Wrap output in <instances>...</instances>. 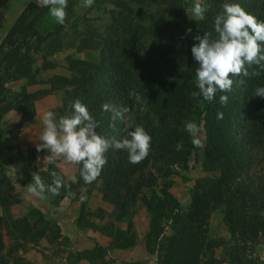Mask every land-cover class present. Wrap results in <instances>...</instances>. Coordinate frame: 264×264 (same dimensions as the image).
<instances>
[{"label": "rangeland", "instance_id": "rangeland-1", "mask_svg": "<svg viewBox=\"0 0 264 264\" xmlns=\"http://www.w3.org/2000/svg\"><path fill=\"white\" fill-rule=\"evenodd\" d=\"M171 2L173 11L179 6L178 17L163 14L162 20L176 26L174 37L184 45L189 40L190 44L196 43L193 36L204 32H211L215 38L214 18L223 11V4L239 3L206 0L210 5L206 18L196 21L191 11L196 0ZM29 4L38 6L36 0H0V41ZM240 5L250 13L247 3ZM160 6L132 7L122 0H94L91 7H84L83 0H68L63 25L57 24L49 12L42 20L43 30H49H44L47 33H44V41L37 50H30V54L35 52L38 60L31 71L33 77L5 81L0 96L3 102L10 103L24 91L39 93L33 103L34 117L31 116L33 110L11 109L0 118V264H264V165L248 163L250 167L244 174L236 177L234 173L229 174L231 178L223 183L218 204L213 205L208 198L204 199L197 180L206 183L205 178L220 180V177L218 170L205 171L202 168L201 154L208 139L207 129L206 122L199 119L194 107L181 109L180 115L173 118L174 122L163 117L157 122L154 119L153 124L157 125V131L166 130L164 126H167L163 136L165 144L170 142L168 132L177 130L184 151V145L192 143L185 125L188 121H195L202 129L201 146H195V151L186 160L176 155V147L171 144L167 150L160 147L148 163L144 161V167L126 176L123 180L126 183L119 189L115 179L110 180L111 186L105 181L104 168L100 176L88 184L80 176L79 166L66 162L63 157L54 158L55 163L49 164L43 160L50 152L36 150V144L42 143L39 136L43 130V115L53 111L58 121L64 116L61 112L67 114L68 108L63 111L65 93L74 89L65 86L44 95L40 91L47 90L49 81L53 82L57 76H72L71 70L67 69L71 63L95 68L103 58L102 47L96 42H101L107 32L111 38L109 45L116 49V54L109 55L117 59L120 31L116 26L124 18H130L124 16L127 10L162 14L164 10ZM38 7H44L42 0ZM254 16L264 21L258 15ZM57 25L59 30H55ZM188 28L192 32L186 35ZM150 41L153 37H146L138 48L146 47ZM137 49H130L126 55L136 56V61L143 60L141 49ZM43 55L45 62L41 59ZM127 98L134 104L133 111L119 119L121 125L129 126L135 112L142 115L147 111L152 113L138 93L130 91ZM115 107L124 106L119 103ZM111 118H115L113 112ZM114 165L112 160H107V167L113 169ZM52 170L63 179L60 194L53 196L45 192L42 197L29 194L27 186L32 182V173L39 171L48 185L52 183ZM111 173L115 174V171ZM162 189L177 201L175 214L179 215H175L172 221L162 220L164 230L156 234L149 228V210L153 204L148 208L147 202L153 191L162 196ZM245 198L252 202L248 208L251 210L243 215L254 220L256 226L252 229L255 237L243 241L238 234L231 236L227 215L235 209L238 212V206ZM199 206L203 208L205 219L203 216L192 217ZM120 207L124 210L120 211ZM200 218L201 224L197 221ZM26 223L32 226L34 235L26 229Z\"/></svg>", "mask_w": 264, "mask_h": 264}, {"label": "trees", "instance_id": "trees-1", "mask_svg": "<svg viewBox=\"0 0 264 264\" xmlns=\"http://www.w3.org/2000/svg\"><path fill=\"white\" fill-rule=\"evenodd\" d=\"M122 1L130 3L132 7L161 5L160 8L163 7L161 10H164V13L152 15L141 11L134 13L132 10H127L124 16L130 18H124L116 26V29L120 31L118 35L120 51L117 54V59H112L110 56L113 53L116 54L114 52L116 49H112L109 45L108 40L111 38L107 32L101 42H96L99 47H102L103 54L101 56L103 58L101 62L95 65V68H84L80 63V65L71 63L67 69L71 70L72 76L69 78L55 77L53 82L49 81L50 87L40 91V94L51 93L53 90L65 86L73 87L74 90L69 93L66 92L64 97L63 111L68 108L67 114L61 112V115L71 116L73 114L72 105L79 99L99 122L96 131L100 135L115 137L120 140L126 136L128 131L134 130L135 126L138 125L143 126L149 133L154 148H150L147 158L138 164L129 163L128 153L124 150L110 148L105 154L107 160H112L115 164L111 169L106 166V163V168L104 167L103 170V174L107 176H104L105 181L111 186L110 180L115 179V185L118 189L126 183L123 181L126 176L131 172L133 175L139 171V167H144L145 162L148 163L160 147L162 150H167L170 144L174 148L178 143L181 144L182 137L177 130L176 132L175 130L168 132L170 142L165 144L163 136L167 131V126H164L166 130L157 131V125L153 124L154 119L157 122V119L163 120L165 117L166 120L171 118V121L174 122L173 118L180 115L181 109H187L190 106L196 108L199 119L206 122L208 138L203 144L202 168L205 171L218 170L220 177V180L205 178L206 183L198 179L196 184L204 199L208 198L209 203L213 205L218 204L222 197L223 183L231 178L229 174L234 173L235 177L244 174L250 167L249 164L264 165V98L254 96L257 87H264V71H261L256 65L249 67V73L255 70L259 71L260 75L233 77L232 91L217 92L212 102L204 101L203 97L193 98L190 96V92L198 90L195 87V69L199 66L191 55L193 44H190V40L187 41L186 45L182 44L183 41L181 42L178 38L176 40L174 37L176 26L169 25L167 20H162L163 14L178 17L177 9L179 6L173 11L174 6L171 0ZM232 1L242 5L247 3L250 13L258 15L264 20V0H261L259 5L258 0ZM48 12V7L29 4L0 41V96L3 94L5 81L27 79L32 76L31 71L38 60L35 58V52L30 54V50H37L41 41H44L43 35L47 33L44 30H49V28L43 30L41 23L47 17ZM57 27L59 26L57 25L55 30H59V28L56 29ZM146 37H153V41L146 43V47L142 45L138 48ZM96 43L94 45L92 42L95 47ZM130 49H137L138 51L141 49L139 52L143 60L136 61V56L132 58L126 55ZM41 59L45 62V55L41 56ZM150 59L155 60V65ZM130 91L135 94L138 93L140 98L146 101V107L152 113L149 114L147 111V114L142 115L135 112L131 115L132 119L130 117L129 126L121 125L119 119L111 118V111L102 110V105L111 103L116 106L121 103V106L125 107V104H129V111L126 114L130 115L134 105L127 98ZM38 95V92L33 94L24 91L15 102L6 103L0 99V118L11 109H21L24 112L29 109L33 110L31 116L34 117L33 103ZM220 95L229 97L226 105L219 103ZM218 111L224 113V118L221 120L217 119ZM204 113V117L200 118ZM24 118L26 117L24 116ZM160 123L163 124L164 122ZM184 148V151L182 149L175 151L176 155H181V158L179 157L181 160H186L195 151V146L192 143H186ZM255 149H257L256 152H254ZM167 157L169 158L168 153ZM113 171L116 175L111 173ZM50 178L52 179V176ZM140 188L138 187V190ZM161 193L162 196L156 191L151 192V200L147 202L148 208L153 204L149 210L151 213L149 228L156 234H160L164 230L161 225L162 220L172 221L175 215H179L175 214L178 208L177 201L166 192V189H162ZM202 196L200 197L202 198ZM241 201V204L237 205L238 212L236 209L233 210L230 215H227V218L231 236L234 237L235 234H238L241 240L246 241L255 237L252 234V229L256 224L254 220L246 219L243 215L244 212L251 210L248 208L252 200L248 202L245 198ZM202 209L200 206L196 208L192 217L203 216L202 218L205 219ZM123 210L124 208L120 207V211ZM202 218L197 220L200 224ZM28 224L26 223V229L32 233V226ZM251 262L252 260H249V263ZM254 264L257 263L254 262Z\"/></svg>", "mask_w": 264, "mask_h": 264}, {"label": "clouds", "instance_id": "clouds-1", "mask_svg": "<svg viewBox=\"0 0 264 264\" xmlns=\"http://www.w3.org/2000/svg\"><path fill=\"white\" fill-rule=\"evenodd\" d=\"M37 5L41 0H36ZM49 8V15L57 24L63 25L67 18L68 0H42ZM94 0H83L84 7H91ZM210 5L206 0H196L191 11L196 21L206 18ZM215 38L211 32L193 36L191 47L193 60L199 65L195 69V87L197 91L190 92L193 98L203 97L204 101L212 102L217 92L232 91L233 77L259 76L260 72L249 67L256 65L264 71V21L247 12L239 3H224L223 11L214 18ZM192 32L186 29V35ZM254 96L264 98V87H257ZM229 97L220 95L219 103L226 105ZM71 116H61L56 120V114L48 111L43 115L42 134L36 144L37 152L48 150L50 155L44 157V162L55 163L54 158L63 159L79 166V174L85 183H92L101 174L107 163L106 153L110 148L124 150L128 153L131 164H138L147 158L151 146V136L143 126H135L120 140L115 137H106L97 133L99 122L90 113L88 107L77 99L73 105ZM102 110L113 112L115 118L124 119L129 111L127 107L116 108L111 103H104ZM224 118V113L218 111L217 119ZM186 131L196 147L201 146V127L195 121H188ZM182 144L176 145L179 151ZM52 183L46 185L39 175V171L32 173V182L27 186L28 193L42 197L45 192L53 196L60 194L64 187L63 179L55 171L50 173Z\"/></svg>", "mask_w": 264, "mask_h": 264}]
</instances>
